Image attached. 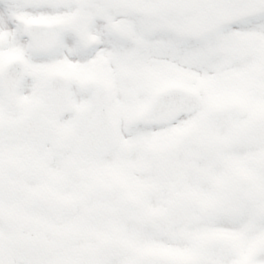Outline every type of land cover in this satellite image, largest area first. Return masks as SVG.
<instances>
[{"label": "snow or ice", "instance_id": "obj_1", "mask_svg": "<svg viewBox=\"0 0 264 264\" xmlns=\"http://www.w3.org/2000/svg\"><path fill=\"white\" fill-rule=\"evenodd\" d=\"M0 264H264V0H0Z\"/></svg>", "mask_w": 264, "mask_h": 264}]
</instances>
